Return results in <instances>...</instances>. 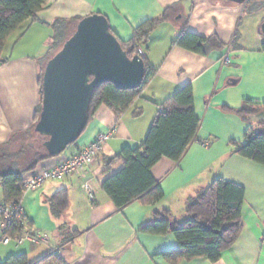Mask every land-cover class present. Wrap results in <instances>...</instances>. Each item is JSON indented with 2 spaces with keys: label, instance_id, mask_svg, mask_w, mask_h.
Segmentation results:
<instances>
[{
  "label": "crops",
  "instance_id": "obj_1",
  "mask_svg": "<svg viewBox=\"0 0 264 264\" xmlns=\"http://www.w3.org/2000/svg\"><path fill=\"white\" fill-rule=\"evenodd\" d=\"M168 8V19L142 46L156 71L142 97L121 117L105 104L100 105L74 144L62 154L40 161L35 168L55 167L79 152L99 131L117 124L116 136L104 145L85 178L92 183L94 199L88 196L84 179L78 177L50 180L40 189L27 192L23 206L29 222L34 231L49 235V243L25 241L17 246L15 242H0V260L20 253L35 260L57 251L66 264H171L162 253L179 247L175 235L151 234L141 228L165 211H169L172 225L186 222L189 199L215 177H222L246 189L238 239L216 262L200 257L178 264H264V165L234 153L232 144L245 142L247 130L258 128L264 121V108L247 119L236 111L247 99L264 102V0H48L37 20H26L4 45V61L0 62V149L10 150L27 139L40 104V69L52 45L57 19L101 13L116 35L126 41L142 23L160 17ZM184 27L201 37L215 35L223 45L206 54L174 45ZM226 54L228 63L224 61ZM187 84L193 88L200 126L179 161L164 156L152 167L164 197L154 204L134 200L118 208L103 191L102 183L120 171L125 161L106 170L104 159L115 156L126 145H141L161 106ZM137 109L142 111L140 116L133 114ZM61 190L68 193V207L58 217L48 200ZM0 199L4 200L1 184ZM61 225H65L63 231ZM73 231L78 234L65 239Z\"/></svg>",
  "mask_w": 264,
  "mask_h": 264
},
{
  "label": "trees",
  "instance_id": "obj_2",
  "mask_svg": "<svg viewBox=\"0 0 264 264\" xmlns=\"http://www.w3.org/2000/svg\"><path fill=\"white\" fill-rule=\"evenodd\" d=\"M47 4L48 0H0V62L4 61L2 52L8 37L26 20H37L38 12ZM170 11L171 8H168L160 17L142 23L134 30L129 40L124 41L117 36L130 58L139 55V47L148 43L152 32L161 22L168 19ZM82 19L83 17L57 19L53 23L55 33L52 45L40 69V104L32 127L27 132V138L35 139L24 144L15 153L4 147L0 149V184L4 190V201L7 203L21 199L24 174L34 170L40 161L54 157L43 144L47 137L35 131L43 106L44 74L49 60L74 33ZM173 44L202 54L223 45L215 35L209 38L201 37L189 32L186 27L181 30ZM262 49L264 50V36ZM142 58L145 61L146 72L141 87L124 90L111 82L101 84L93 93L87 125L94 118L100 105L105 104L121 117L142 97L149 78L156 74L146 56ZM263 108L264 102L247 99L236 111L247 119ZM141 113L140 109L133 112L134 116H140ZM199 126L200 118L194 107L193 88L191 84H187L179 88L161 106L141 145L136 147L126 145L115 156L104 159L106 170L122 159L125 165L102 183L103 191L120 209L134 200L148 204L160 201L164 197V192L152 175V167L164 156L179 161L196 138ZM245 138L243 143L232 141L235 146L234 153L264 165V121L259 123L258 128H249ZM245 192L243 185L215 177L206 188L189 199L187 204L189 218L186 222L172 225L170 213L165 211L141 230L151 234L171 232L175 235L179 247L162 253L171 264L200 257H207L210 261L216 262L222 253L234 244L242 231V204ZM48 201L52 213L59 217L68 207V193L61 190ZM64 229L65 225H61L60 230ZM17 231L18 228L11 230L13 237ZM68 234L65 239L78 232ZM262 241L264 243V236ZM0 264H66V262L57 251H52L35 260H30L25 253L13 254L5 260H0Z\"/></svg>",
  "mask_w": 264,
  "mask_h": 264
},
{
  "label": "water",
  "instance_id": "obj_3",
  "mask_svg": "<svg viewBox=\"0 0 264 264\" xmlns=\"http://www.w3.org/2000/svg\"><path fill=\"white\" fill-rule=\"evenodd\" d=\"M145 72L144 59L140 55L128 56L106 15L83 17L49 60L44 74L43 106L35 131L47 137L43 144L49 154H62L80 138L96 88L111 82L120 89H137Z\"/></svg>",
  "mask_w": 264,
  "mask_h": 264
},
{
  "label": "built area",
  "instance_id": "obj_4",
  "mask_svg": "<svg viewBox=\"0 0 264 264\" xmlns=\"http://www.w3.org/2000/svg\"><path fill=\"white\" fill-rule=\"evenodd\" d=\"M141 57L145 56V49L141 46L138 49ZM226 63L230 62L229 54L224 56ZM150 80V78H149ZM118 132V125L113 124L107 129L99 131L93 139L86 144L79 152L67 157L53 168L34 169L22 177V197L10 203L0 199V230L2 232L1 243L8 244L15 242L18 246L25 241L32 244H48L49 235L45 232H36L31 226L23 206V198L29 191L40 189L47 181H61L67 177H78L84 179L83 185L91 199L95 194L90 180L85 179L104 145L112 140ZM204 145L208 143L202 141ZM13 228H18L15 237L11 234Z\"/></svg>",
  "mask_w": 264,
  "mask_h": 264
},
{
  "label": "rangeland",
  "instance_id": "obj_5",
  "mask_svg": "<svg viewBox=\"0 0 264 264\" xmlns=\"http://www.w3.org/2000/svg\"><path fill=\"white\" fill-rule=\"evenodd\" d=\"M264 23V22H263ZM263 23H262V25H263ZM262 25H261V30H262ZM35 138H27L26 140H25V142H23V143H19V144H15V145H13V146H11L10 147V151L11 152H17L24 144H27V143H29V141H33Z\"/></svg>",
  "mask_w": 264,
  "mask_h": 264
}]
</instances>
